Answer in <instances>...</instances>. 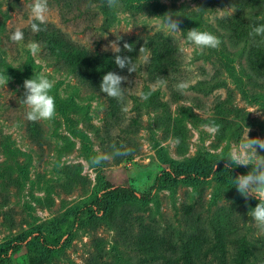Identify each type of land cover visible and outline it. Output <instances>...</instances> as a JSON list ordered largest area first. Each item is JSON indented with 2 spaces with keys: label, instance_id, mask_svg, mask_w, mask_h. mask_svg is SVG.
Returning a JSON list of instances; mask_svg holds the SVG:
<instances>
[{
  "label": "rangeland",
  "instance_id": "rangeland-1",
  "mask_svg": "<svg viewBox=\"0 0 264 264\" xmlns=\"http://www.w3.org/2000/svg\"><path fill=\"white\" fill-rule=\"evenodd\" d=\"M30 2L0 0V74L8 77L0 85V264H164L186 249L217 264L221 244L228 264L240 242L255 254L251 264H264V233L248 213L258 201L234 187L233 178L250 167L227 169L222 159L246 128L249 138L264 139L262 45L237 41L224 24L231 17L245 27L264 22V0H119L116 9L94 4L68 22L62 3L48 0L44 26L89 54H114L113 43L122 50L129 39L153 36L177 46L179 64L161 76L166 87L150 76L149 63L142 65L122 75L121 87L130 90L123 102L106 97L101 81L80 83L38 42L37 55L27 47L35 41L12 42L17 27L34 34ZM167 13L190 25L179 23L182 33L170 34L160 25ZM192 28L216 35L219 48L201 54L184 43ZM38 74L54 81L51 121L25 119L23 82ZM185 80L194 83L182 94L176 85ZM113 144L131 151L90 167V157L110 153ZM174 168L208 175L164 176ZM108 185L152 190L146 200L137 195L93 214Z\"/></svg>",
  "mask_w": 264,
  "mask_h": 264
},
{
  "label": "clouds",
  "instance_id": "clouds-1",
  "mask_svg": "<svg viewBox=\"0 0 264 264\" xmlns=\"http://www.w3.org/2000/svg\"><path fill=\"white\" fill-rule=\"evenodd\" d=\"M109 9H116L119 7V0H104ZM30 29L33 33L44 31L42 27L48 23L50 8L48 0H31L28 4ZM235 9H232L233 12ZM231 14V13H230ZM179 21L174 18L172 13L164 15L160 21L163 29H166L170 34L182 33L178 27ZM130 30V29H129ZM253 34L256 36H264V25L255 26ZM12 42L22 44L24 41V33L21 28L17 27L11 34ZM184 43L190 45L192 48L199 50L201 54L206 49H218L221 41L220 39L209 31H201L197 28H192L184 37ZM32 55H37L40 51L37 42H30L27 45ZM112 51L116 53L114 57L115 65L121 69H127L128 73L138 72L142 65H146L150 61V50L142 45L138 50V55L135 60L131 56L119 55L121 49L113 43L111 45ZM124 50L131 53L134 49L132 44L125 43ZM186 62H190V57ZM127 77L119 75L115 72H107L102 76L99 85L100 91L106 94V97L123 102L130 90L121 87L122 82L126 81ZM8 81L5 74H0V85L4 86ZM194 83V80L181 81L176 85L178 91L185 93ZM156 84L166 87L167 81L163 77H158ZM24 98L21 103L27 109L25 119L30 122L37 121H51L56 118V102L55 97L51 95L54 88V81L43 74L36 75L35 78L26 79L23 82ZM140 98L148 99V94L141 93ZM218 130V126L212 129ZM248 129L243 135L241 141L232 147L229 155L226 158L225 168L230 169L235 166L250 167L247 174L237 175L234 179V187L236 191L245 199L254 198L258 201L256 206L248 213L252 222L264 233V139L258 137H251L247 135ZM110 153H98L90 157L89 165L92 168L98 167L118 156L128 155L130 149L121 150L116 145H112ZM258 149L260 150L258 152ZM221 160V159H220ZM216 166V165H215ZM215 168V167H214Z\"/></svg>",
  "mask_w": 264,
  "mask_h": 264
},
{
  "label": "trees",
  "instance_id": "trees-1",
  "mask_svg": "<svg viewBox=\"0 0 264 264\" xmlns=\"http://www.w3.org/2000/svg\"><path fill=\"white\" fill-rule=\"evenodd\" d=\"M56 3L57 5H61L60 3H62V7L66 8V12L68 13L64 16V20L68 22L78 20L81 15H83L84 12L88 10L89 6L99 3L104 4L105 2L104 0H56ZM179 23L182 26L190 25L187 21L183 22L180 20ZM224 24L237 41L243 40L244 42H249L252 44L251 46L253 49H255L260 43L262 48H259L258 53L259 55L261 53L262 57L264 58V36H256L253 34V28L255 26L264 25V22H249V25H246L245 27L236 19V17H231L226 22H224ZM42 27L45 28L44 31L34 33L32 35L28 32H24L25 39H30L41 44L44 48H46L52 58L58 62H61L66 67V69L83 85L94 83V81H101L102 76L109 71L115 72L119 75L129 74L127 69L121 70L115 65L114 57L116 53L89 54L83 48L71 44L65 38V36L54 27L49 25ZM126 43L132 44L134 50L129 53L122 47L119 55L131 56L134 60L138 55L139 48L142 45H145V47L150 50L148 72L150 76L154 77L155 79L161 76L165 77L168 75L170 69L174 70V68L179 64L178 60L180 54L178 52V48L172 43L170 39L166 37L153 36L144 41L141 39H129ZM218 167L223 169L224 165L220 163ZM190 171L174 168L169 172H164V176H172L174 179L179 177H183L184 179H195L208 175L204 174V171H206L204 168H201L202 172L199 171V169ZM151 190L152 188H150L147 192L137 194L129 187H114L108 185L104 194L94 202L92 206V212L93 214H105L110 211V207L115 205V203H118L121 200L136 198L137 195L140 196V199L146 200L150 197ZM18 247L19 245L15 244L11 245L9 249L14 250ZM218 249L222 252V258H218L219 262L217 264H227V256L224 253L222 244ZM253 256H255V254L251 251L249 244L247 242H240L237 246V250L230 255L228 264H251L252 261L256 259L252 258ZM162 259H164V264H213L212 261L216 260L217 258H199L197 256V252L186 249L180 258ZM31 263L42 264V261L41 259L36 258L32 259Z\"/></svg>",
  "mask_w": 264,
  "mask_h": 264
}]
</instances>
